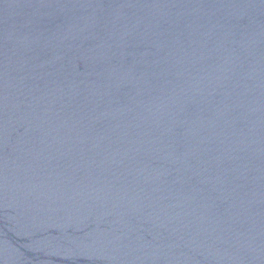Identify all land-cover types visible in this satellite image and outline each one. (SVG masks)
Segmentation results:
<instances>
[{
	"label": "water",
	"instance_id": "1",
	"mask_svg": "<svg viewBox=\"0 0 264 264\" xmlns=\"http://www.w3.org/2000/svg\"><path fill=\"white\" fill-rule=\"evenodd\" d=\"M0 264H264V0H0Z\"/></svg>",
	"mask_w": 264,
	"mask_h": 264
}]
</instances>
